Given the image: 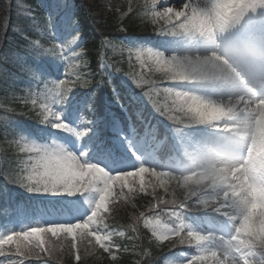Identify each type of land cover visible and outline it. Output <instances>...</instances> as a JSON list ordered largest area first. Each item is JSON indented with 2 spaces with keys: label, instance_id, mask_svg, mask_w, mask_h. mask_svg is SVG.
Listing matches in <instances>:
<instances>
[{
  "label": "snow or ice",
  "instance_id": "6c2138e0",
  "mask_svg": "<svg viewBox=\"0 0 264 264\" xmlns=\"http://www.w3.org/2000/svg\"><path fill=\"white\" fill-rule=\"evenodd\" d=\"M157 4L158 0H150L147 5L151 19L154 23L166 20L169 27H161L159 32L173 40L166 50L126 45L129 71L122 74L134 82L152 110L168 121L178 135L183 136L184 130L189 128L206 126L225 134L227 140L219 148L182 145L187 159L171 171L158 172V167L142 162L131 166L107 132L111 127L119 133V121L113 116L111 122L102 123L103 117L96 111L95 92L81 102L83 111L80 115L84 113L89 117L83 131L69 124L64 113L57 110L58 105L69 104L75 89L91 88V80L96 77V72L88 71L75 74L72 79L73 73L65 71L63 77L67 78L53 80L51 90L45 85L46 91L39 103L40 93H30L24 99L26 103L30 100L33 108L39 107L41 124L77 138L88 137L87 149H72L55 141L37 143L14 128L9 119L0 130L6 145L0 153V176L29 192L77 195L86 199V194H95V198L89 199L90 207L82 220L38 224L0 235V256L5 255L3 246L12 244H15L13 251L18 258L39 257L40 252L51 254L43 247L40 234L57 236L66 233L72 236V249H76L75 242L80 237L92 248L98 245L115 260L113 248L119 250L123 246L117 244L113 236H124V232L117 233L105 223L109 199L118 198L126 188L144 191L143 177L149 173L160 181L161 187L174 181L183 189V198L159 201L174 206L170 211L174 227L153 222L144 212L139 213L136 222L143 218L144 227L151 228L152 236L158 240L195 245L194 254L177 253L179 264H206L209 261L214 264H264V233L250 228L253 216L260 220L257 205H264V0H180V10L160 4L163 11L156 9ZM69 7L68 0H54L49 16L56 31L46 33V36L49 40L58 39V30L71 35L70 40L62 41L53 49L59 51L58 58L66 61V67L71 69L75 66L77 53L72 51L71 55H65V52L77 38L79 22L75 17L62 14ZM249 19L258 23L244 28V22ZM28 47L34 53L39 52L31 42ZM133 58L139 63V73ZM106 66L103 62L99 65L101 79L95 84L97 91L99 87L111 88L116 102L125 108L111 79L105 78L102 70ZM144 69L149 73H162V79L172 83L161 86L146 78ZM25 70L41 82L48 80L31 65H25ZM114 71L121 73L119 69ZM82 75H88L90 79H82ZM185 84L197 89L212 86V92L180 87ZM146 85L147 91L144 90ZM10 89L8 84L5 93ZM136 115L141 125L132 126L131 134L155 142V125L150 126L139 113ZM166 140L167 137L159 143ZM13 143L19 149L18 153L10 151ZM89 152L111 160L112 166L92 162ZM137 180L139 187L133 189L131 184ZM114 186L119 189L115 197ZM165 191H168L167 187ZM0 211L7 214L8 209ZM188 213L204 215L190 216ZM197 222L211 227H197ZM128 227L132 232L138 231L135 225ZM33 237L36 239L31 240L30 247L25 242ZM33 249H39V252ZM5 259L8 264H13L10 257L5 256ZM75 259H81L78 249ZM168 259L163 260L167 262ZM16 264H23V259H18Z\"/></svg>",
  "mask_w": 264,
  "mask_h": 264
},
{
  "label": "trees",
  "instance_id": "16d2710c",
  "mask_svg": "<svg viewBox=\"0 0 264 264\" xmlns=\"http://www.w3.org/2000/svg\"><path fill=\"white\" fill-rule=\"evenodd\" d=\"M31 2V9H35L36 4H40L41 0H29ZM80 5L81 12L83 14L80 16L79 23L85 24L87 22L88 15L92 16L94 19V36L89 32H85L84 36L87 37L88 42L83 48V55L89 54L92 60L97 61L98 50L102 46V40H105L107 36L111 38L117 37L119 34L118 31V8L122 7L123 9L126 7L127 2L129 0H112L114 3L112 5V9H108L107 5H104V2H109L111 0H76ZM69 5L71 0H68ZM133 4L135 6V11L128 15L127 19L125 18L123 22L129 31L133 32H141L148 29L147 25L143 20L139 18L138 4L139 0H134ZM109 5V4H108ZM45 11V8H43ZM0 44L4 37V34H12L14 35V31L12 30V24L14 23L13 16L11 15L10 9L5 8L4 0H0ZM3 24L8 28L9 32L4 30L3 33ZM51 30V29H48ZM21 33V32H20ZM9 36V35H8ZM47 37V36H46ZM9 41V37L7 38ZM49 39L42 40V44L45 43ZM46 54V53H44ZM120 66L122 71H129V63H128V53L124 50L121 51L120 55ZM136 65V72H140L139 63L133 61ZM63 64L60 67V70H63ZM147 71V69H144ZM118 95L120 97V102L122 100L125 101L127 92L120 87L118 89ZM112 102L116 105V99L112 93ZM118 108L120 109V104H118ZM9 110H5L3 117L7 116ZM3 129V125L0 126V130ZM0 147L5 149L6 145L3 143L2 137H0ZM15 152H19V149L14 146L10 149ZM160 184V183H159ZM159 184L148 188V192L142 193L141 191L135 190L134 192H130L129 196L126 197V200H121L119 198H110L108 202L109 212L104 214L106 217L105 223L108 225L109 229L114 230L115 232H124V236L114 235L113 239L117 242V244L122 245L119 250L115 247L113 248V253L116 257L115 260L112 259L111 256L107 252H104L103 249H100L97 245L95 248H92L90 245H87L86 241H81L76 243V249L79 250V254L81 259L77 261L75 259L76 249H72L71 246L66 247V249L60 250L59 255H61L62 260L65 264H179V257L177 253H183L185 256L194 254L195 245H178L174 244L173 240H158L152 236L151 228L144 227V219L141 218L137 223V217L140 212H144L145 216L157 215L160 222L165 223V219H170V211L174 207L171 204H163L160 203V200L170 201L172 199L180 200L183 198V189L177 185L174 181L171 183H167L165 187H167L168 191H165V187L159 186ZM138 189V188H136ZM115 197V195H114ZM153 205H157L156 207H152ZM151 208V211L149 209ZM190 216H201L204 215L202 213H188ZM174 219V218H171ZM170 219V220H171ZM129 225H135L138 229L137 232H132ZM166 225V223H165ZM170 227H174L175 225L169 224ZM102 227V225H101ZM197 227H205L204 225L197 222ZM143 233V234H141ZM31 247V240L26 241ZM15 244H13V248ZM44 247V246H43ZM127 249L125 251L124 249ZM192 248V249H189ZM34 252H39V249H33ZM14 256H16L14 254ZM49 256L47 252H40L39 257ZM17 257V256H16ZM33 257L39 258L36 255H29L26 258ZM169 258L167 262H165L164 258ZM206 264H214V262L209 261Z\"/></svg>",
  "mask_w": 264,
  "mask_h": 264
},
{
  "label": "rangeland",
  "instance_id": "374dc122",
  "mask_svg": "<svg viewBox=\"0 0 264 264\" xmlns=\"http://www.w3.org/2000/svg\"><path fill=\"white\" fill-rule=\"evenodd\" d=\"M162 1V0H159ZM167 2L170 0H166ZM89 2L91 3V1L89 0ZM144 3H148V0H143ZM176 1L171 0L170 3L165 4V6H169V7H173L176 10H180V8H182V4H178L174 3ZM187 2V0H186ZM54 3V0H50V6H49V14L52 11V4ZM109 2H104V5L108 6ZM29 2L28 0H16V6L14 8V23L12 24V26L14 27L15 30H18V32L27 34V59L30 58H35L36 60H40L42 58L43 53H46L44 62L41 66L39 67H33L35 68L37 71H39L41 73V75H47V76H53L61 63V59L58 58L60 56L59 51H53L54 46H56L58 44V41H56L53 45L47 44L45 46L42 45H38L36 42L39 40H46V33L48 31V29H52V31H55V27L54 25L51 23V19L50 16L48 15L47 11L41 10L40 13L36 14L35 16H33L30 12V6H29ZM160 4H158L159 6ZM135 7V6H134ZM27 11L28 14H25L24 12ZM131 12V10L129 11V13ZM68 14L71 17H75V11L73 10V6L70 5L69 8H66L63 10L62 14ZM132 13V12H131ZM122 17L124 18L125 14H121ZM0 17H1V12H0ZM33 17L35 18V24L33 25ZM16 26L19 27V29L16 28ZM244 28H248L249 26L247 25L246 27V23L244 22L243 25ZM172 38V37H171ZM71 39V35L68 33L63 32L62 36L60 37V41H65V40H70ZM33 43L36 45V48L39 49L38 53H34L32 49H30L28 47L29 43ZM73 44V43H72ZM72 47V46H71ZM34 55H38L39 58L35 57ZM7 57H5L3 59L4 63H6ZM5 67L2 68L1 72H0V82L3 85H6L5 81H7V84H15L17 85L19 82L21 83L20 86H16L17 89L14 90H9L6 95L8 96V98L10 96H14L16 98L18 97H22L26 94L31 93L32 89L35 88V84H37V80L39 79L34 78L32 75H30V73L27 71V73H25L23 75V77L21 78H17V77H9L6 74V69H4ZM186 88V89H193V90H198L201 89L202 91L205 92H212V86H202L201 88H195V86L190 85V84H185V85H180V87ZM4 107H6L8 105V99H6L3 103ZM186 133H190L193 135L194 139L199 141L200 144L199 145H207V143H210V140L208 138L207 135H203L199 132H195L193 134V131H187ZM221 133V132H218ZM184 135V133H183ZM209 135V134H208ZM175 139L177 142V145L179 147V149L181 151L184 152V148L182 145H187V141L185 144L184 139L182 138V136L178 135L177 133H175ZM187 140V139H186ZM224 143L222 142H218L217 146L215 148H219L221 145H223ZM209 147V146H208ZM137 184H139V181H136ZM135 182V183H136ZM257 214L260 216V220H257L255 216H253L252 218V223L253 226L256 229H264V205H257Z\"/></svg>",
  "mask_w": 264,
  "mask_h": 264
}]
</instances>
